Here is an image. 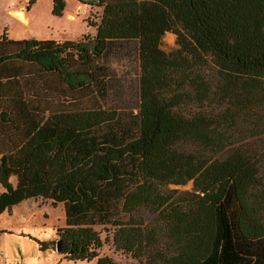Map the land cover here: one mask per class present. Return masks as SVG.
I'll use <instances>...</instances> for the list:
<instances>
[{
	"label": "trees",
	"instance_id": "1",
	"mask_svg": "<svg viewBox=\"0 0 264 264\" xmlns=\"http://www.w3.org/2000/svg\"><path fill=\"white\" fill-rule=\"evenodd\" d=\"M51 2L60 16L64 1ZM88 3L101 7L90 38L0 34V214L61 204L66 261L115 264L97 256L100 226L136 264H264V190L245 141L264 134V0ZM131 42L136 110L109 102L104 60ZM188 181L177 199L160 189ZM141 208L155 220L132 215Z\"/></svg>",
	"mask_w": 264,
	"mask_h": 264
},
{
	"label": "rangeland",
	"instance_id": "2",
	"mask_svg": "<svg viewBox=\"0 0 264 264\" xmlns=\"http://www.w3.org/2000/svg\"><path fill=\"white\" fill-rule=\"evenodd\" d=\"M64 8L60 16L50 14L51 0H34L29 6L27 13V25L16 22L11 13L23 7L27 11L26 0H0V34L5 29L6 36L10 39L36 38L55 40H79L87 35L89 38L94 35L95 27L88 26L90 23H97L101 7L90 4L91 0H63ZM74 17V19H73ZM172 37L168 43L166 38ZM160 49L169 52L177 48L175 35L165 32L160 39ZM112 72L111 87L109 89V102L115 106L125 109L136 110L137 106V79L138 63L134 43H114L109 52L104 56ZM207 72H210L207 70ZM210 74V73H209ZM59 93V92H58ZM247 146L255 150L258 158L257 181L259 190H264V134L245 140ZM13 182L14 180L11 179ZM161 191L171 194L172 199H177L192 190V183L188 181L183 185L168 184L160 187ZM49 200L37 197L30 199L25 205L5 211L6 214L0 219V264H94L91 261H66L62 255L55 251L56 228L64 225L63 209L57 204L53 209L45 210L44 205ZM39 209L36 210V209ZM21 210L24 218H21ZM26 211H31L28 216ZM12 216L8 218L7 216ZM134 216H140L144 224L153 222L157 212L151 213L143 208L133 212ZM17 218V220H15ZM52 219L46 221L47 219ZM8 219L15 220L9 226ZM128 219L123 217V221ZM10 220V224H12ZM41 220V225L36 223ZM7 221V222H6ZM6 222V224H4ZM22 223V224H21ZM40 224V222H39ZM6 225L7 228H2ZM99 231L102 240L101 247L97 250V256H108L115 264H136V261L126 252L118 250L111 241V229L95 227ZM42 241H53L50 248L45 251L38 249L37 243L32 239Z\"/></svg>",
	"mask_w": 264,
	"mask_h": 264
},
{
	"label": "crops",
	"instance_id": "3",
	"mask_svg": "<svg viewBox=\"0 0 264 264\" xmlns=\"http://www.w3.org/2000/svg\"><path fill=\"white\" fill-rule=\"evenodd\" d=\"M20 8H23V7H20ZM19 9V8H18ZM25 10V9H24ZM26 11V10H25ZM29 12V9H27V11H26V17H27V13ZM2 191V188H1V186H0V192ZM30 199H34V198H29V199H26V200H23V201H21L20 203H18L17 205H15V206H13L12 208H14V207H17L19 204H21V207H22V205H25L26 204V202L27 201H29ZM44 209L46 210L48 207H49V203H46L44 206ZM11 208V209H12ZM40 209V208H39ZM39 209L37 208L36 210H38L39 211ZM50 209H53L52 208V206H50ZM26 213H27V215L26 216H28L29 214H31V211H26ZM6 214V212L4 211V212H2L1 214H0V219H1V217H3L4 215ZM7 216V215H6ZM8 218H12V216H7ZM21 218H24V213H23V211L21 210ZM47 219V218H46ZM10 220L11 219H8V222H9V226H12L13 225V223H14V221L15 220H17V218L15 219V220H11V222H12V224H10ZM50 221V224L52 223V219H47L46 221ZM7 222V221H6ZM6 222H4V224H6ZM39 222H40V224H39ZM36 223H38V225H41V220H38ZM22 224V223H21ZM6 225H3L2 226V228H7V227H5Z\"/></svg>",
	"mask_w": 264,
	"mask_h": 264
},
{
	"label": "bare ground",
	"instance_id": "4",
	"mask_svg": "<svg viewBox=\"0 0 264 264\" xmlns=\"http://www.w3.org/2000/svg\"><path fill=\"white\" fill-rule=\"evenodd\" d=\"M11 17L13 18V20H15L16 22L22 24L23 26H26L28 21H27V17H26V11L21 8V9H18L14 12L11 13ZM74 19V17H73ZM166 41L168 43H171L172 42V37L171 36H168L166 38Z\"/></svg>",
	"mask_w": 264,
	"mask_h": 264
},
{
	"label": "water",
	"instance_id": "5",
	"mask_svg": "<svg viewBox=\"0 0 264 264\" xmlns=\"http://www.w3.org/2000/svg\"><path fill=\"white\" fill-rule=\"evenodd\" d=\"M55 244H56V245H55V246H56V247H55V251H56V252H58V251H59V242H58V241H56V243H55Z\"/></svg>",
	"mask_w": 264,
	"mask_h": 264
},
{
	"label": "built area",
	"instance_id": "6",
	"mask_svg": "<svg viewBox=\"0 0 264 264\" xmlns=\"http://www.w3.org/2000/svg\"><path fill=\"white\" fill-rule=\"evenodd\" d=\"M28 2V0H26Z\"/></svg>",
	"mask_w": 264,
	"mask_h": 264
}]
</instances>
